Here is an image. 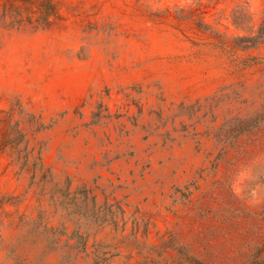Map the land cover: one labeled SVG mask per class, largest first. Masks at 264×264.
<instances>
[{
    "label": "rangeland",
    "instance_id": "rangeland-1",
    "mask_svg": "<svg viewBox=\"0 0 264 264\" xmlns=\"http://www.w3.org/2000/svg\"><path fill=\"white\" fill-rule=\"evenodd\" d=\"M264 264V0H0V264Z\"/></svg>",
    "mask_w": 264,
    "mask_h": 264
},
{
    "label": "trees",
    "instance_id": "trees-1",
    "mask_svg": "<svg viewBox=\"0 0 264 264\" xmlns=\"http://www.w3.org/2000/svg\"><path fill=\"white\" fill-rule=\"evenodd\" d=\"M100 260L99 259H95V264H99Z\"/></svg>",
    "mask_w": 264,
    "mask_h": 264
}]
</instances>
